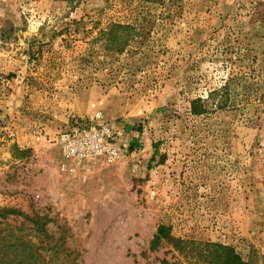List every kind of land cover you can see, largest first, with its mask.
Masks as SVG:
<instances>
[{"label": "rangeland", "instance_id": "rangeland-1", "mask_svg": "<svg viewBox=\"0 0 264 264\" xmlns=\"http://www.w3.org/2000/svg\"><path fill=\"white\" fill-rule=\"evenodd\" d=\"M137 2L0 0V207L68 227L72 264H207L204 241L264 264V0L171 1L144 52L103 56ZM226 83L225 108L190 111ZM76 117L116 123L122 157L64 159ZM162 223L193 248H151Z\"/></svg>", "mask_w": 264, "mask_h": 264}, {"label": "trees", "instance_id": "trees-1", "mask_svg": "<svg viewBox=\"0 0 264 264\" xmlns=\"http://www.w3.org/2000/svg\"><path fill=\"white\" fill-rule=\"evenodd\" d=\"M177 0H138L136 14L133 21H111L107 27L99 29L93 41L100 47V53L107 56L111 53H123L132 50L141 54L148 48V40L152 36L154 21L159 17L163 18L169 12L170 2ZM146 4H155L159 7L157 15L151 13L146 8ZM209 91L207 98L196 97L190 101V111L193 114H203L210 108H225L228 104L223 88ZM210 106V107H208ZM133 144L129 146L131 149ZM13 208L0 207V264H70L64 251L65 234H69V228L65 225H57L58 235L49 232L46 227L47 220H43L40 215L24 216L25 220L9 219L10 214H19ZM49 221V220H48ZM31 223L30 229H26V224ZM29 231L34 234L30 235ZM33 236L35 239H32ZM163 240L174 241L180 247H186L194 242L171 234L170 226L162 223L158 225L156 232L151 239V248ZM201 253L207 260V264H248L241 255L230 245L217 242H201ZM189 247V251L192 249ZM205 248L206 253H203ZM60 254L64 255L61 256ZM197 262V259L194 261ZM72 264V262H71Z\"/></svg>", "mask_w": 264, "mask_h": 264}, {"label": "built area", "instance_id": "built-area-1", "mask_svg": "<svg viewBox=\"0 0 264 264\" xmlns=\"http://www.w3.org/2000/svg\"><path fill=\"white\" fill-rule=\"evenodd\" d=\"M120 134L114 122L76 117L66 129L58 133L57 143L62 157L71 162L84 163L100 159L112 162L124 153L125 145L118 142Z\"/></svg>", "mask_w": 264, "mask_h": 264}]
</instances>
